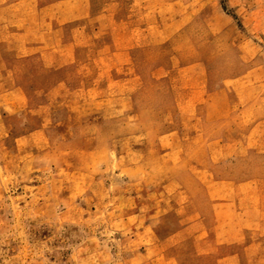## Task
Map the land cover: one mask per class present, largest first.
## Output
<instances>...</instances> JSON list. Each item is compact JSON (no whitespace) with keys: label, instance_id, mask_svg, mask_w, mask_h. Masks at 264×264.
<instances>
[{"label":"rangeland","instance_id":"obj_1","mask_svg":"<svg viewBox=\"0 0 264 264\" xmlns=\"http://www.w3.org/2000/svg\"><path fill=\"white\" fill-rule=\"evenodd\" d=\"M192 1L203 3L185 9ZM116 2L144 8L110 11L117 24L100 31L69 27L68 70L47 72L0 27V264H216L237 246L204 233L219 226L215 213L264 221V121L239 122L232 107V120L207 121L220 108L198 104L188 122L189 106L174 114L171 104L202 102L206 83L216 90L251 66L238 57L243 39L264 63V0ZM127 16L129 27L118 24ZM34 129L43 134L29 137ZM214 143L222 153H206ZM174 145L184 152L160 157ZM191 220L199 232L179 234ZM240 236L244 264H264V225Z\"/></svg>","mask_w":264,"mask_h":264},{"label":"crops","instance_id":"obj_2","mask_svg":"<svg viewBox=\"0 0 264 264\" xmlns=\"http://www.w3.org/2000/svg\"><path fill=\"white\" fill-rule=\"evenodd\" d=\"M197 2H188L185 4V9L192 10L197 9L200 6ZM165 8L170 9L171 11H176L180 7L182 8V4L178 2H169ZM134 6H138V8H144V6L140 4H136L133 2H120L119 4L116 0H110L106 2H90V0H53V1H43L41 0H1L0 1V12L3 13L0 19V27L7 29L10 31L12 35L15 37V40H19L22 43V49L25 50V57L37 56L40 59H47L46 61L49 63L46 67L51 70H46L47 72L53 71L56 72L61 69H67L66 67L68 63L71 61L72 56H74L73 50L69 49L70 44L74 40L72 35H69V27H81L82 30L86 26H95L97 30L104 23L106 26L108 25L110 28L112 26H116L115 19L112 14L110 16V11L114 12L116 10L125 11L131 10ZM161 8L165 9L163 5ZM250 10L256 9L255 1H252ZM105 16L102 15L103 12H107ZM104 15V14H103ZM109 16V17H108ZM251 14H247L244 18H251ZM106 21H101L102 18ZM109 19H108V18ZM101 18V19H100ZM176 18H174L175 20ZM116 23V24H115ZM118 24H123L129 27L132 24L129 20V17H126V21L124 23L118 22ZM215 24V23H214ZM247 25L254 24L251 21L246 22ZM9 28V29H8ZM14 28V29H13ZM95 29V28H94ZM14 30V31H13ZM81 30V31H82ZM111 31V30H110ZM94 32V30H93ZM112 32V31H111ZM95 33V32H94ZM113 37L112 41L119 40L112 32ZM18 37V38H17ZM125 41L131 40L130 37L125 38ZM255 43L253 40H245L239 43L240 48V62H253L251 66L242 67L240 64V68H238L237 76L231 78L227 83H222V85L218 86L216 90L209 89L207 83L204 86L205 92L202 96V102H197L195 97L191 96L181 103L179 99L174 96L171 102L173 107V113L176 114V107L180 105L189 106L188 114L190 117L186 118L188 122H191L195 119V117H191L195 112V107L199 104L205 107V112L210 111L211 107L216 106L219 107L220 110H216L220 112V117H212V118H203L204 120H211L212 122H226L232 120L233 117H230L229 111L236 110L235 119L239 122H250V123H260L264 121V113L261 110L264 108V63L257 62L258 55L257 51L251 54V50L255 48ZM125 56L129 58L131 55L130 51L125 52ZM115 56V53L113 54ZM164 68V67H163ZM162 74L164 78L165 69L163 70L161 66L157 67V75ZM44 71V73L46 72ZM66 71V70H65ZM68 73V72H67ZM68 74H73L72 72ZM67 74V75H68ZM159 79V77H158ZM64 81V80H63ZM62 82V81H61ZM57 83L56 87L64 86L65 83L62 82V85ZM66 82V81H65ZM60 85V86H59ZM54 89L52 85L50 89ZM208 88V89H207ZM74 105H80L79 101L73 103ZM46 104V102H45ZM48 105V104H47ZM236 106V108H234ZM230 107L233 110H230ZM194 109V110H193ZM254 111V112H253ZM250 112V113H246ZM180 114V112H179ZM212 115L213 113H208ZM179 119L178 117H174V120ZM29 137L34 135H41L43 132L41 130H32L28 133ZM220 137V136H218ZM207 147L206 153L209 154H220L222 153L223 146L219 144H209ZM184 151L179 145H174L173 147L168 148L167 150L162 151L160 157H166L168 155H180ZM212 158V157H211ZM209 157V163L213 162V160ZM210 167V166H209ZM205 170H207V165H205ZM192 170H199L197 167L190 168ZM240 186H256L255 181H246L241 182ZM239 201L238 198H236ZM233 206V205H232ZM245 213L242 210H234L230 213V217H220L221 213H215V217L220 220L219 226L216 225L215 230L205 229V234L209 232H213L217 235H220V243H218L219 247L227 246L230 244H236L237 250L232 251L228 254H224L220 256L216 260V264H244V258L241 254V251H245L250 248L246 246L243 242L242 235L243 232L247 229L260 230L261 225H264V221H262V217H252V227H246L243 225V218ZM195 220H191L186 225L182 226V228L178 229V233H190L196 235L199 231L196 229ZM216 221V220H215ZM232 235L231 237H227L226 235ZM240 250H239V249ZM154 262H162V264H170L172 261L162 258L151 259L148 261ZM256 256L252 258L253 264H255ZM146 261V262H148ZM173 263V262H172Z\"/></svg>","mask_w":264,"mask_h":264}]
</instances>
